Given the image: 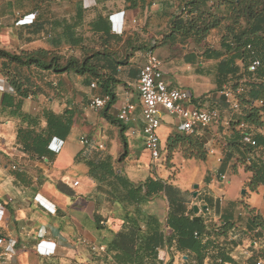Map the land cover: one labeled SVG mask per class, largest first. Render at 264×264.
<instances>
[{
	"label": "crops",
	"instance_id": "crops-1",
	"mask_svg": "<svg viewBox=\"0 0 264 264\" xmlns=\"http://www.w3.org/2000/svg\"><path fill=\"white\" fill-rule=\"evenodd\" d=\"M180 2L0 0V50L15 55L58 54L63 57L59 67L72 56L84 59L92 52L103 53L95 58L90 55V62L100 72L98 77L0 59V264H197L194 255L180 252L175 242H168L172 230L165 192L144 199L137 207L118 197L130 187L116 186V174L135 185L147 180L171 185L181 192L186 215L192 218L194 205L208 206L199 214L208 229L219 225L222 216L236 221L239 228L248 208L264 216V201L257 207L246 202L244 195L228 199L231 188L226 180L234 173L233 163L225 172L221 170L220 159L229 150L233 130L240 131L237 122L247 114L243 108L233 111L226 94L236 92L246 79L235 86L230 76L223 79L219 75L225 56L206 58V51L221 50V43L211 45L216 30L200 44L177 34L170 36ZM100 22L102 30L97 31L94 26ZM72 37L80 45L72 46ZM149 52L162 60L170 87L191 94L190 107L221 110L220 123L197 134L208 140V152L215 156L183 163L176 159L168 164V139L181 131L179 122L164 113L162 157L152 159L145 147L138 92L139 71ZM237 65L242 71L241 60ZM94 83L96 87H92ZM104 84L112 101L104 109L94 110L89 102L108 94ZM126 100L138 106L129 123L118 119ZM255 131L264 135V126ZM122 135L128 149L123 160ZM35 136L47 143L46 154L25 149ZM82 138L89 144H83ZM216 158L219 164H213ZM101 163L105 167L103 182L90 176L91 164ZM239 172L246 174L241 187H248L252 174L241 167ZM260 192L264 194V186L252 193ZM154 234L158 235L156 245ZM237 238L241 243L236 247L221 243L222 237L216 241L234 262L246 264L263 247L262 242L241 236L239 229L229 232L230 240ZM47 248L54 252L42 254ZM209 251L202 264H221L220 248Z\"/></svg>",
	"mask_w": 264,
	"mask_h": 264
},
{
	"label": "trees",
	"instance_id": "trees-1",
	"mask_svg": "<svg viewBox=\"0 0 264 264\" xmlns=\"http://www.w3.org/2000/svg\"><path fill=\"white\" fill-rule=\"evenodd\" d=\"M180 14L174 15L171 21V37L175 34L184 39H192L196 44L202 43L214 30L225 26L226 35L221 39V50H211L205 52L206 58H223L219 64V75L226 79L231 77L236 81L235 86L240 84V80L245 78V93L241 100V109L247 111L243 121L247 125L245 131L233 130L230 141L228 142V152L222 160L221 170L225 172L233 163L232 170L237 172L238 168H243L252 174L251 182L248 187L252 192H256L259 187L264 186V135L255 131L264 126V0H180ZM111 19H113L111 17ZM114 20V19H113ZM101 24L94 26V29L101 31ZM106 44V43H105ZM72 46L80 45V41L72 37ZM94 54V55H93ZM92 58L103 56L101 52H92L84 59L69 57L64 66L59 67L58 62L63 58L58 54L47 51L37 53H23L15 55L10 52L0 50V59H7L22 65L39 64L43 68H55L57 72H75L79 75L90 74L98 77L100 72L96 65L92 64ZM110 57L111 55L108 54ZM261 60V67L252 73L249 66L254 58ZM112 58V57H111ZM241 60L243 63L242 71L237 65ZM103 88L108 93L106 84ZM109 94V93H108ZM262 102L260 105L259 103ZM240 122V121H239ZM237 122V124H240ZM251 133L257 141V146L244 144V134ZM198 133L187 134L184 132H174L168 139L166 150L172 155L176 150L181 149L187 159L196 158L205 161L208 155V140L197 135ZM39 136H35L31 144L26 143L27 151L35 152L39 155L46 154L47 143ZM124 143V153L121 159L128 156L127 141L122 135ZM101 164H91L90 176L99 182L105 181V167ZM111 172V171H110ZM114 175V172H111ZM116 186L127 190L118 194L123 196L122 200L127 203L135 204L137 207L145 200H150L165 192L170 202L168 225L172 234L168 242L176 243L180 252L190 253L195 256L197 264H202L210 254L209 249L220 248L218 255L221 264L234 262L230 253L223 249L221 243L238 246L241 239H229V232L239 229L241 236H249L254 242H262L263 247L255 250L254 254L248 259L246 264H264V216L256 209L248 208V216L243 224L237 228V222L224 216L221 223L208 229L204 221H195L190 215H186V209L182 203L185 201L181 192L167 184H160L153 180H147L143 184L135 185L127 178L116 174ZM143 193V194H142ZM174 201V203H173ZM211 206V203H208ZM192 212V211H191ZM137 220V219H136ZM242 222V221H241ZM139 233V232H138ZM158 235H152V241L156 245ZM224 238L219 244L217 238ZM116 251V240L114 241ZM222 251V252H221Z\"/></svg>",
	"mask_w": 264,
	"mask_h": 264
},
{
	"label": "built area",
	"instance_id": "built-area-1",
	"mask_svg": "<svg viewBox=\"0 0 264 264\" xmlns=\"http://www.w3.org/2000/svg\"><path fill=\"white\" fill-rule=\"evenodd\" d=\"M260 67L261 60L256 57L252 60L249 71L255 73ZM245 82L236 89V92H227L226 94L227 102L233 111L241 110L242 106L238 97L246 91ZM92 87H96V83L92 84ZM138 92L144 120L143 135L145 147L155 161H158L163 153L160 128L164 113L175 118L179 122V130L187 134L209 129L220 123L222 119V113L219 108L190 107L191 94L186 90L170 87L164 78L162 60L152 52L146 55V63L139 71ZM111 101L112 96L110 94L95 96L90 100L89 107L94 110H101ZM259 104L261 105L262 102ZM137 109L138 106L136 104L126 100L119 111L118 119L123 123L132 122L135 119ZM239 129L241 131L247 129L245 122L239 124ZM81 142L85 145L89 144L86 138H82ZM243 142L253 147L257 146L256 139L248 132L244 134ZM75 185H78V182H75ZM1 241L0 239V243ZM42 251L44 255L54 252L51 248ZM258 264H262V262L260 261Z\"/></svg>",
	"mask_w": 264,
	"mask_h": 264
},
{
	"label": "rangeland",
	"instance_id": "rangeland-1",
	"mask_svg": "<svg viewBox=\"0 0 264 264\" xmlns=\"http://www.w3.org/2000/svg\"><path fill=\"white\" fill-rule=\"evenodd\" d=\"M226 34L227 33H226V30H225V26H223L220 29H217L216 32H215L214 37L211 40V45L220 46L221 37L224 36V35H226ZM165 155H166V159H167V163L168 164H171V162H174L176 159L180 163H183V161L185 159L187 160V158L185 157V154L183 153V151L181 149L176 150L172 155H170L169 152H165ZM208 155L215 156V155L209 154V152H208ZM208 155H207V157H208ZM215 162L217 164L220 163V162H218V158L215 159V161L213 162V164ZM209 164L211 165L210 167H212V162H210ZM245 180H246V174H245V172L229 173L227 175L226 182L229 183V186L231 188L230 193L228 195V199L230 197H233L234 198L236 196L242 197L243 190H246V193L244 195V198H245L246 202L250 203L251 205H256L257 207H259V205L261 204V202L264 201V194L262 192H260V193H252V192H250L249 191L250 188L247 187V185H246V188L245 187H241V186L244 185ZM247 188H248V190H247Z\"/></svg>",
	"mask_w": 264,
	"mask_h": 264
},
{
	"label": "water",
	"instance_id": "water-1",
	"mask_svg": "<svg viewBox=\"0 0 264 264\" xmlns=\"http://www.w3.org/2000/svg\"><path fill=\"white\" fill-rule=\"evenodd\" d=\"M194 188H195V189H198L199 186H198V185H195ZM242 193H243V195H245L246 190H243ZM197 195H198V192H195V193H194V196L197 197ZM202 210H208V206H204V207H202V208H201L199 205H194V206H193V213H194V215H195V217H194V220H195V221H202V220H203L202 217L199 216V214H200V212H201Z\"/></svg>",
	"mask_w": 264,
	"mask_h": 264
}]
</instances>
